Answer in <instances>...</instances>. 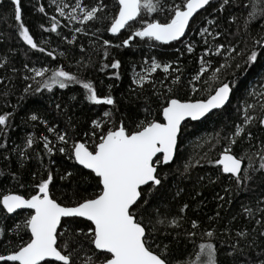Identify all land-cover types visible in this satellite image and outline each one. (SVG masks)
I'll return each instance as SVG.
<instances>
[{
	"label": "snow or ice",
	"instance_id": "1",
	"mask_svg": "<svg viewBox=\"0 0 264 264\" xmlns=\"http://www.w3.org/2000/svg\"><path fill=\"white\" fill-rule=\"evenodd\" d=\"M52 2L56 4L55 12L59 17L77 22L81 27H76L74 32L85 35V26L91 23L95 26L93 35L106 31L117 36L122 29L131 28L130 22L140 18L141 26L120 44L103 40L105 58L108 48L130 47L134 38L154 41L159 45L179 41L192 26L195 15L212 4V0H173L167 6L161 0H114L110 7L104 0H95L93 4L75 0L74 5L56 3V0ZM217 2L218 7L213 9L217 13L223 12L229 5L241 6V0ZM243 7L248 9L244 19L245 32L250 35L255 22L264 33V0H249ZM33 8L47 17L49 26L40 23L39 28L43 32L60 35L61 23L57 16H49L45 6L39 4L38 0ZM9 9V16L14 21L12 27L15 38L29 49L45 53L55 60L54 52H46L25 24L21 0H10ZM157 12L165 14L164 20L142 18V13L151 16ZM204 19L208 26L215 24L214 17ZM231 20L234 21L235 17ZM198 34L205 38L204 42L208 45L206 37L211 36L215 40L220 32H212L209 27L202 26ZM2 37L3 34H0V42H3ZM8 38L11 39L12 35L9 34ZM75 39L73 35L67 43L72 44ZM185 47L188 53H193L190 42ZM224 48L223 44H216L213 52L209 46L200 57L199 70L189 81L192 93L208 92L205 98L200 99L190 96L182 98L178 94L180 89L177 85L181 83V75L173 73H181L179 67L173 68L172 63L158 62L155 57L150 64L145 60L141 73L134 74L132 78L131 83L135 85L130 89L132 98H121L126 105L136 110V114L120 112L118 101L112 94L114 85L108 84L107 92L103 95L99 93L93 80L83 75L89 63L77 61L78 70L73 73L62 66L30 67L25 62L22 79L31 81L23 89L25 95H42L43 90L51 93L54 87L67 89L70 85H79L83 90V101L110 108L102 116L89 118L85 121L89 126L81 128L79 119L74 114L69 115L70 106L56 102V116L66 117L63 129L57 127L58 122H50L38 110L32 111L23 122L31 124L33 128L37 124L43 125L46 134L29 132L21 144L13 142L12 146L10 132L15 112L0 114V140L3 141L0 142V158L10 165L11 157L15 155L17 163L15 169L7 168V178L30 193L27 196L12 191L0 194L3 219L12 218L17 210H29L11 228L0 219V247L3 248L0 251V264H221L220 249L215 243L221 236L228 237L227 241L221 242V247L227 245L223 247L224 264H264V136H254L251 130L255 121L257 130L264 133V103L260 104L261 115L258 120L248 111L255 109V105L246 104L240 123L215 134L216 143L222 147L215 158L205 153L195 163L191 158L185 161L182 171L176 169L181 178H190L193 168L203 166L202 161L214 166L216 177H207L208 183L228 182V186L223 188L225 195L216 194L217 209H222L224 203L232 202L233 188L237 192L259 189L260 195L255 204L241 205V211L237 214L253 226L234 229L232 222L236 221L237 216H232L229 222L221 226L219 210L214 216H208V223L204 225L187 215L190 203L183 202L178 211L173 213L168 200L171 195V201L175 202L184 192L183 188L176 187L173 193L167 182L171 166L178 158L187 122L207 119L213 110L223 109L230 102L234 82L220 81L215 87L209 85L207 89H197L193 83L199 82L210 70L211 61L205 57L223 54ZM258 48L260 54H264V34L252 37V46L246 53L244 65L236 63L235 68L240 70L244 67L247 70V67L258 62ZM83 51L85 49L81 46ZM227 51L234 52L235 49L229 47ZM15 52L9 47L0 54V69L13 74L0 77V84L8 81L0 96L10 95L9 85L19 72L11 66L12 54ZM59 55L66 56V53L60 52ZM121 66L119 59H113L110 64L102 63L99 71L104 72L107 68L116 70L110 78L120 80L118 70ZM224 67L221 64L212 70L209 80H217L220 69ZM157 70L165 73L164 80L159 81L164 91L156 89V82L151 80V74ZM49 72L51 74L47 75ZM169 77L171 82L166 84ZM148 83L152 84L151 95L145 94V85ZM204 83L209 84V81L205 80ZM249 95L255 97L264 94L253 91ZM71 99L76 100L77 97L72 96ZM141 100L143 102L138 103ZM81 132L86 139H81ZM50 135L53 139H50ZM241 142L247 143L248 147L237 154L234 146ZM38 145H42L39 150ZM57 154L71 162L69 168L62 164L57 166L59 162L54 159ZM45 157L48 158L47 162ZM30 160H35V170L27 168ZM0 176H5V172L0 171ZM57 179L60 184L56 183ZM204 180V176L198 177L199 183L202 184ZM82 181H86L94 190L87 191V187H82ZM66 185L71 186L70 191H64ZM57 191L59 196L56 195ZM201 194L196 191L192 199L196 200ZM198 233L202 241L200 243L196 242ZM14 240L19 242L15 243ZM165 240L168 242L165 243ZM181 244L185 248L191 244L192 250L187 252L186 258L177 260L173 255L174 246L179 247Z\"/></svg>",
	"mask_w": 264,
	"mask_h": 264
},
{
	"label": "trees",
	"instance_id": "2",
	"mask_svg": "<svg viewBox=\"0 0 264 264\" xmlns=\"http://www.w3.org/2000/svg\"><path fill=\"white\" fill-rule=\"evenodd\" d=\"M104 2L111 7L114 0H104ZM172 2L173 0H161V3L165 6ZM9 3L10 0H0V34H3V42H0V54L6 52L9 47L15 49V54H12L11 66L16 67L19 72L14 76L9 85L10 95L7 97L0 96V114H3V112L6 111L15 112L14 118L11 121L12 130L10 132V146H12L13 142L15 144H21L23 138L29 132L36 133L37 135L41 133L46 134L43 125L37 124L36 127L33 128L31 124H25L23 122L26 116L32 111L38 110L39 113L46 117L50 122H58L57 127L63 129L66 126V117L56 116V102H60L65 106H70L71 111L69 112V115L74 114V116L79 119L81 128L89 126L88 123H85L89 118L102 116V113L110 108V106L90 105L86 101H83L81 96L83 90L79 85H70L67 89L54 87L51 93L43 90L42 95H33L31 93L25 95L23 89L27 83H31V81H24L22 79L25 74L23 69V64L25 62H27L30 67L49 66L55 68L62 66L65 70L73 73H76L78 70L77 61L82 60L85 63H89V67L86 72H83V75L86 78L93 80L99 93L101 95L105 94L107 92V85H114L112 94L118 101L120 112L125 114H136V110L131 106L126 105L121 98H132L130 96V89L135 87V85L131 83L132 78L134 74L141 73L142 67L145 66V60L150 64L151 59L155 57L158 62L172 63L173 68L179 67L181 69V73H173V75H181V83L177 85V87L180 89L178 94L182 98H185L186 96L194 97L196 99L205 98L208 92L197 91L196 93H192L189 81H191L192 76H194L199 70V60L200 57L204 55L205 49L211 46V50L215 52V45L223 44L225 46L222 50L223 54L205 57L206 60L211 61L210 70L199 82L193 83H195L197 89H207L209 85L215 87L220 81L234 82L230 102L223 109L213 111L209 114L207 119H202L196 122H187L181 137L179 155L175 163L171 166L167 182V185L172 188L173 193L175 192L176 187L183 188L184 192L175 202L171 201V195H169L168 200L171 203V210L173 213L178 211L179 206L183 202L190 203L191 207L187 211V215L190 218L201 221L204 225H207L208 223L207 217L214 216L216 211L219 210L222 217L221 226L224 223L229 222L232 216H237L236 221L232 222L234 229L245 225L248 227L253 226L237 214L241 211V205L255 204L256 198L260 195L259 189H256L254 192H237L233 188L231 196L232 202L230 204L224 203L222 209H217L218 201L215 199L216 194L219 193L220 195H225L223 188L228 186V182L222 180L216 184L208 183L207 177L211 176L213 179L216 177V168L214 166H209L202 161L203 166L193 168L190 178H181L176 171L177 168L182 171L184 162L189 160V158H191L193 163H195L197 159H200L205 153H208L210 157L215 158L218 152L222 150L221 144L216 143L215 134L217 132L226 131L227 128L233 126L235 123H240L244 105H255V109H249L248 111L256 118V120H258L261 115L260 104L264 103V95H256L253 97L249 95V92L254 91L255 93L262 94L261 90L264 88L261 87V85H264V54H260L261 50L258 48V62L251 67H247V70H244V67L240 70L235 68L236 63H240L242 66L244 65L246 53L252 46V37L264 34L261 32L259 24L255 22L251 26L250 35L244 30V19L248 9L243 7V5L248 4L249 0H241L240 7H233L231 5L226 6L225 10L220 13L213 12V9L218 7V2L217 0H212L210 7H206V10H202L195 15L192 26L187 30L186 35L181 40L167 45H159L154 41H141L139 38H134V41L130 42V47L108 48L107 58L104 57L103 40L108 39L112 41L113 44H120L123 39H126L131 34L132 31L141 26L140 18H138L136 22H131V28L123 29L117 36H112L106 31H101L97 35H93L95 26L91 23L85 26V32H87V35H85L84 33L74 32L76 27H81L77 22H70L64 17H59L58 13L55 12L56 4H54L52 0H38L39 4L45 6L49 16L56 15L60 20V35H57L56 33L43 32L39 28L40 23H45L46 27L49 25L47 23V17H43L33 8V5L37 4V0H21L25 24L29 27L36 42L44 47L46 52H54V55L56 56L55 60L48 57L45 53L29 49L26 45H23L22 41H18V39L15 38V30L14 27H12L14 21L9 16ZM56 3H69L74 5L75 0H56ZM85 3L93 4L95 3V0H85ZM205 17H214L215 24L208 26L207 21L204 19ZM232 17H235L234 21L231 20ZM142 18L144 20L159 19L162 21L165 18V14L157 12L149 16L142 13ZM202 26L209 27V30L212 32L218 31L220 32V35L216 37L215 40H213L211 36L206 37L209 41V44L206 45L204 42L205 38H202L198 34L199 29ZM9 34L12 35L11 39L8 38ZM73 35L76 37L75 41L72 44L67 43L68 40H72ZM97 36H99V39H97ZM41 41L44 42L41 43ZM189 42L193 45V53H188L186 50L185 45ZM81 46L85 51L81 52ZM229 47L234 48L235 51H227ZM60 52H65L66 56H60ZM236 53H240V55H237ZM113 59H119L121 61L122 66L118 70L121 75L120 80L110 78L111 73L116 70L107 68L104 72L99 71L102 63L110 64ZM221 64H224L225 67L220 69L217 80H209V77L212 76V70L220 67ZM27 74L31 75L30 73ZM50 74V72L47 73V75ZM9 75L13 74L5 69H0V77ZM164 78L165 73L161 70H157L155 73L151 74V80L156 82L155 87L160 91L165 90L159 83V81L164 80ZM205 80H208L209 84H205ZM101 81H103V84H101ZM170 82L171 77L165 81L166 84ZM6 83H8L7 80L4 81V84ZM4 84H0V92L5 91ZM151 92L152 84L148 83L145 85V94L151 95ZM22 96L24 97L23 99H21ZM72 96H76L77 99L72 100ZM142 102L143 100L138 101V103ZM139 115L142 116V113H139ZM117 116L119 117V113ZM251 130L254 136H264V133L257 130L255 121L253 122ZM80 137L82 140L86 139L83 137L82 132L80 133ZM50 139H53L51 135ZM0 142L3 141L0 140ZM88 143L91 144V141H88ZM221 143L224 142L222 141ZM214 144L216 145L215 147H213ZM253 145H255V141H253ZM247 147V143L241 142L234 146V151L237 154H240L242 150ZM40 148H42V145L37 146V150ZM47 159L48 158L45 157V162H47ZM54 159L59 162L57 166L62 164L65 168L70 167L71 162L67 161L59 154H57ZM8 167H12L13 169L17 167L15 155L11 157L10 165L8 162L0 158V171L5 172V176H0V194L12 191L25 196L29 195L30 193L28 191L20 188L18 184L7 178ZM35 167V160H30L27 163V168L35 170ZM86 171L87 170H85V172ZM199 176L205 177L202 184L198 182ZM27 179L28 176L27 173H25V180ZM56 183L60 184L61 182L57 179ZM82 187H87V191L89 192L94 190L86 181H82ZM53 190L56 191L55 187ZM70 190L71 186L66 185L64 191ZM196 191H200L202 194L200 197H197L196 200H193L192 197L195 196ZM59 194L60 193L57 191L56 195L59 196ZM198 204L199 207H197ZM28 211L29 210H19L17 211V214H13L10 219H3V214L0 213V219L3 220L4 224H7L8 227L11 228L14 226V222L21 220L27 215ZM61 231H63V228H61ZM227 240V236H221L215 241L217 247L220 249L219 260L221 264H224L225 262L223 247H227L226 244L221 247V242ZM14 242L18 243L19 241L14 240ZM164 242L167 243L168 240H165ZM196 242H202L199 238V233L197 234ZM191 250V244H189L187 248H185L184 244H181L179 247L174 246L173 255L177 260L183 259L186 258L187 252ZM0 251H3L2 247H0Z\"/></svg>",
	"mask_w": 264,
	"mask_h": 264
},
{
	"label": "water",
	"instance_id": "3",
	"mask_svg": "<svg viewBox=\"0 0 264 264\" xmlns=\"http://www.w3.org/2000/svg\"><path fill=\"white\" fill-rule=\"evenodd\" d=\"M201 11H202V10H200L199 12H201ZM196 15H197V14H196ZM130 23H131V22H130ZM122 30H123V29H122ZM122 30H121V31H122ZM186 32H187V30H186ZM182 38H183V37H182ZM182 38H181V39H182ZM181 39H180V40H181ZM174 42H176V41H172V42H170L169 44L174 43ZM219 110H220V109H219ZM213 111H216V110H213ZM202 119H204V118H202ZM202 119H201V120H202ZM192 122H196V121H192ZM17 211H19V210H17Z\"/></svg>",
	"mask_w": 264,
	"mask_h": 264
},
{
	"label": "rangeland",
	"instance_id": "4",
	"mask_svg": "<svg viewBox=\"0 0 264 264\" xmlns=\"http://www.w3.org/2000/svg\"><path fill=\"white\" fill-rule=\"evenodd\" d=\"M261 92H262V94H264V88H263V90H261Z\"/></svg>",
	"mask_w": 264,
	"mask_h": 264
}]
</instances>
